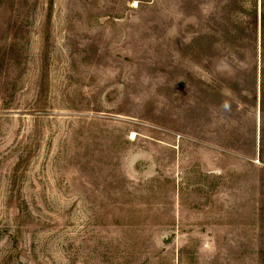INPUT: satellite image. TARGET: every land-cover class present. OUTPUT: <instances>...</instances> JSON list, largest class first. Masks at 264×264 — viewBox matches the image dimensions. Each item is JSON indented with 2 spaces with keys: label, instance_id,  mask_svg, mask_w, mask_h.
<instances>
[{
  "label": "rangeland",
  "instance_id": "1",
  "mask_svg": "<svg viewBox=\"0 0 264 264\" xmlns=\"http://www.w3.org/2000/svg\"><path fill=\"white\" fill-rule=\"evenodd\" d=\"M0 264H264V0H0Z\"/></svg>",
  "mask_w": 264,
  "mask_h": 264
}]
</instances>
